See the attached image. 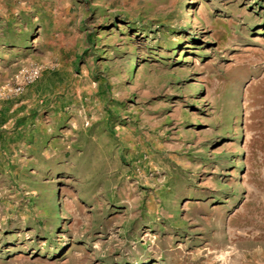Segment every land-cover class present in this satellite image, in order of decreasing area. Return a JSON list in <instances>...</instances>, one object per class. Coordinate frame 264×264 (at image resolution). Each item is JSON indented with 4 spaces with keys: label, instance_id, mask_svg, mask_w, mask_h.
Here are the masks:
<instances>
[{
    "label": "rangeland",
    "instance_id": "374dc122",
    "mask_svg": "<svg viewBox=\"0 0 264 264\" xmlns=\"http://www.w3.org/2000/svg\"><path fill=\"white\" fill-rule=\"evenodd\" d=\"M0 264H264V0H0Z\"/></svg>",
    "mask_w": 264,
    "mask_h": 264
},
{
    "label": "built area",
    "instance_id": "2783aa9c",
    "mask_svg": "<svg viewBox=\"0 0 264 264\" xmlns=\"http://www.w3.org/2000/svg\"><path fill=\"white\" fill-rule=\"evenodd\" d=\"M39 71L38 70H33L29 75H28V79L32 80L36 75H38Z\"/></svg>",
    "mask_w": 264,
    "mask_h": 264
},
{
    "label": "bare ground",
    "instance_id": "6f19581e",
    "mask_svg": "<svg viewBox=\"0 0 264 264\" xmlns=\"http://www.w3.org/2000/svg\"><path fill=\"white\" fill-rule=\"evenodd\" d=\"M57 196V195H56ZM154 248V247H153ZM171 253V252H170Z\"/></svg>",
    "mask_w": 264,
    "mask_h": 264
}]
</instances>
